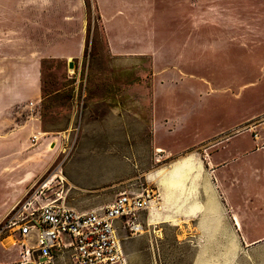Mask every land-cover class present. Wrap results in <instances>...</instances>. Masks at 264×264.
Listing matches in <instances>:
<instances>
[{"label":"rangeland","instance_id":"374dc122","mask_svg":"<svg viewBox=\"0 0 264 264\" xmlns=\"http://www.w3.org/2000/svg\"><path fill=\"white\" fill-rule=\"evenodd\" d=\"M14 1L0 3V223L56 172L78 210L151 196L125 264H264V0ZM18 250L0 233V264Z\"/></svg>","mask_w":264,"mask_h":264},{"label":"built area","instance_id":"2783aa9c","mask_svg":"<svg viewBox=\"0 0 264 264\" xmlns=\"http://www.w3.org/2000/svg\"><path fill=\"white\" fill-rule=\"evenodd\" d=\"M56 176L51 173L4 214L0 233L19 246L15 264H125L120 232L142 231L140 213L151 196L144 190L122 191L110 203L78 210L51 190ZM31 232L34 245L25 243Z\"/></svg>","mask_w":264,"mask_h":264},{"label":"crops","instance_id":"0c3cea01","mask_svg":"<svg viewBox=\"0 0 264 264\" xmlns=\"http://www.w3.org/2000/svg\"><path fill=\"white\" fill-rule=\"evenodd\" d=\"M15 2L17 4H20V5L24 4V9L25 10H28V11L29 10H34L35 12L36 11H40L41 9H43L44 8V4H45V0H15L14 3ZM0 3L1 4H5V5L8 6L9 5V0H0ZM12 3H13V1H11V4ZM108 44H109V47L112 48V43H111V39L109 38V36H108ZM111 50L113 52V49H111ZM115 52H117V51H115ZM117 53H119V52H117ZM28 72H33V70H29ZM263 123L264 122H262L261 124H263ZM169 169H170V171L172 172L173 175H177L178 174L179 176H183L185 174L186 170H187V166H186L185 162H178L173 167H170ZM167 185H169V184H167ZM152 202H153V199L151 198L150 205L148 207H146V209H143L141 211V213H140V219H141L142 223L144 222L145 219L147 220V222L149 220L148 218H149V215H150ZM234 216H235V214L233 215V217ZM234 221H235V219H234ZM236 225L239 226V223L237 222ZM234 230H235L236 233H238V228L235 229V227H234ZM142 232L138 233V242L145 237V235ZM200 233H201L200 229L199 228L198 229L195 228L194 234H200ZM136 235H128V233H126V232H120V237L122 238L121 244H122V249H123L125 258H127L126 257L127 256L126 250L128 249V246H129V243L126 241V239L128 237H132V236H136ZM148 237H149V241L152 242L153 238H152L151 232H148ZM11 244H13V243H11Z\"/></svg>","mask_w":264,"mask_h":264},{"label":"bare ground","instance_id":"6f19581e","mask_svg":"<svg viewBox=\"0 0 264 264\" xmlns=\"http://www.w3.org/2000/svg\"><path fill=\"white\" fill-rule=\"evenodd\" d=\"M40 134V133H39ZM233 219H235V223L237 224V218L234 216ZM3 246H7L8 244L10 245L12 243V241H10L9 239H7L5 242H2Z\"/></svg>","mask_w":264,"mask_h":264}]
</instances>
